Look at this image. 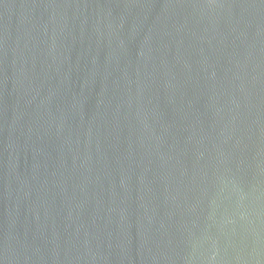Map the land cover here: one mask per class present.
<instances>
[{
	"label": "water",
	"instance_id": "obj_1",
	"mask_svg": "<svg viewBox=\"0 0 264 264\" xmlns=\"http://www.w3.org/2000/svg\"><path fill=\"white\" fill-rule=\"evenodd\" d=\"M0 264H264V0H0Z\"/></svg>",
	"mask_w": 264,
	"mask_h": 264
}]
</instances>
